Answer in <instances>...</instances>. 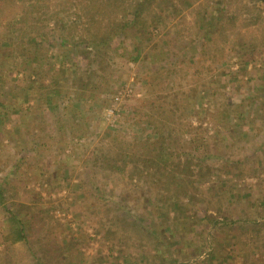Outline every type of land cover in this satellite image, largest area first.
Instances as JSON below:
<instances>
[{"label": "rangeland", "instance_id": "rangeland-1", "mask_svg": "<svg viewBox=\"0 0 264 264\" xmlns=\"http://www.w3.org/2000/svg\"><path fill=\"white\" fill-rule=\"evenodd\" d=\"M22 1L0 0V235L12 243L9 258L18 264H124V256L129 262L134 258L133 264H162L160 259L169 264H264L263 228L230 224L211 234V227L198 221L206 199L223 202L224 213L236 219L252 221L257 211L264 214V45L247 58L231 48L238 38L259 42L264 0H190L164 25L143 18L103 48L101 68L88 65L91 54L86 59L77 52L90 48L81 42L75 46L80 0H49V5L74 4L75 10L66 8L20 30L15 13ZM63 24L71 25L67 37V30L57 34ZM172 41L175 47L166 46L170 75L163 91L146 72L156 71L157 52ZM61 64L69 68L70 80L61 81V93H52L40 83L48 84L50 72ZM160 74L167 76L165 70ZM78 77L85 82H75ZM175 91L181 99L189 93V109L176 125L182 131L175 132V152L213 166L200 186L204 202L197 198L192 203L198 206L182 204L183 222L177 228L159 184L131 183L102 171L90 177L92 152L101 136L148 135L143 111L156 95ZM47 93L52 94L50 105ZM109 107L112 114L106 113ZM13 202L27 207L16 208ZM9 209L28 223L32 217L26 240L19 238ZM108 227L115 233L107 234ZM147 231L153 241L138 246L133 236L145 242ZM35 232L44 235L41 242H51L43 263ZM202 241L206 250L200 248ZM3 247L0 242V251Z\"/></svg>", "mask_w": 264, "mask_h": 264}, {"label": "trees", "instance_id": "trees-1", "mask_svg": "<svg viewBox=\"0 0 264 264\" xmlns=\"http://www.w3.org/2000/svg\"><path fill=\"white\" fill-rule=\"evenodd\" d=\"M189 2L190 0H80L79 5L82 20L80 21V26L77 27V31H79L78 38L80 40L77 39L79 43L75 46L81 42L84 43L86 48H90V51L80 47L77 52L78 54H82L86 59L91 58V54L93 61L88 65L92 66L93 63H96L101 68L102 63L105 62L104 55L106 54L103 48L111 46L112 39L116 35H124L128 28L135 26L137 21H143V18L149 20L151 24L156 25L157 23H161L164 25L166 20L170 19V17L177 16L181 8ZM49 4V0L22 1L19 4V10L15 13L18 16L17 23L19 25L17 28L24 30L29 24L34 25L38 22L48 21L57 17L66 8L74 9V4H70L67 7L62 5L61 2L59 4L52 3L53 5ZM127 16H129L128 19ZM70 27V24L60 25L57 34L61 36L60 31H68ZM69 33L70 31L66 35L64 34V36L67 37ZM175 34H178L177 31H175ZM166 44L168 45H164L165 49L166 46L175 47L176 45L174 41L166 42ZM260 44L261 46L264 45V34L259 39V42L252 41L251 38H238L231 48L234 51H239L244 58H247L250 55L249 52L257 53L261 51L259 50ZM184 48L180 43L178 49L182 50ZM168 51L169 49H160L157 52L160 64L156 71L146 72L153 80H156L163 91L168 84V76L170 75V69L165 63V59L169 53ZM129 59L135 60L132 56ZM161 70H165L167 76H161ZM58 72L63 75L62 78ZM68 72L69 68L65 65H57L55 70L50 72L48 84L44 85L40 83V85L43 87H51L52 93H61L63 90L61 81L63 80L66 83L70 80ZM65 73L67 74L65 75ZM75 82L84 83L85 81H82L78 77ZM151 86L153 87L154 84L152 83ZM185 94V98L183 99L178 97L179 92L177 91L170 95H156L147 110L143 111L144 120L150 126V134L148 133L145 136L139 133L128 139L119 132L105 133L100 138V145L92 152V160L90 163L91 178H93L95 172L102 171L115 175L119 179L126 178L131 183L139 180L159 184L166 193V203L168 200L166 206L168 209L166 211L172 210L174 213L172 220H174L176 228L183 222L184 211L181 208L182 204L184 206L188 204L198 206V203H192L197 198L204 202L206 197L202 194L200 186L202 185L203 179L208 178L213 171V166L209 165L204 158L200 159V157L193 155L182 157L181 154L175 152V145L178 144V135L175 132L182 131L176 125L181 124L185 112L189 109V104L186 102L189 93ZM51 97L52 94H46V104L50 105L49 100ZM194 160H197V162L194 163ZM91 185H94V183H91ZM1 199H3L2 189H0ZM206 200L208 202L206 203V209L201 211V219H198V217L197 219L198 221L204 220L205 226L211 227V234L218 231L221 226L227 225L229 227L231 225H237L239 228L245 229L246 225L252 224L253 230L255 231L260 232L261 228L264 229V220H261L264 216L262 214L263 212L260 213L257 211L252 221H249L251 219L247 218L236 219L225 214V204L223 202L216 201L211 204L208 199ZM262 204L261 211H264V203ZM12 205L16 206V208H20V206L27 207V205L20 202H13ZM198 211L200 212V210ZM9 212L18 223L19 228L17 227V230L19 238L26 240L27 232L25 230H31V227H33V222L30 223L32 217L28 216L29 219H26L29 220L28 223V221H23L22 217L20 218L10 209ZM165 215L169 218L168 213H165ZM34 216L35 223L36 215L34 214ZM119 217L121 216L116 217V219L124 223L125 218ZM38 233L35 232L34 234L38 238L37 242L40 241V237L44 236H41V233L38 236ZM106 233L110 234L115 232L108 227ZM145 234L144 236L148 238L145 242L141 241V236H133L138 246L141 244L149 245L153 241V235L148 231ZM46 235L48 236V234ZM223 237L226 238L225 235ZM0 242L4 244L3 251H0L3 252V255L0 253V264H18L9 258L12 243L8 241L5 235H0ZM54 242L56 243V240ZM50 244V239H47L45 242H39L38 248L41 249V255L38 256L39 262L43 263V260L46 259L47 254H43V252L48 251L46 248ZM199 245L203 250L207 249L204 241ZM58 246V249L62 248L59 244ZM143 251L146 252V249ZM209 255L212 257L211 252ZM142 258L143 252L140 256L138 255L137 261L141 263ZM126 260L124 256V264H133L132 260L130 262ZM160 263L169 264L167 261L163 262L161 259Z\"/></svg>", "mask_w": 264, "mask_h": 264}, {"label": "built area", "instance_id": "built-area-1", "mask_svg": "<svg viewBox=\"0 0 264 264\" xmlns=\"http://www.w3.org/2000/svg\"><path fill=\"white\" fill-rule=\"evenodd\" d=\"M117 98H118V96L115 97V99H117ZM106 113H107V114H112V113H113L112 108L109 107V108L106 110Z\"/></svg>", "mask_w": 264, "mask_h": 264}]
</instances>
